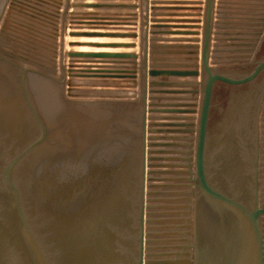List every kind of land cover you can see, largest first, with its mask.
I'll list each match as a JSON object with an SVG mask.
<instances>
[{"label":"water","instance_id":"water-1","mask_svg":"<svg viewBox=\"0 0 264 264\" xmlns=\"http://www.w3.org/2000/svg\"><path fill=\"white\" fill-rule=\"evenodd\" d=\"M214 1L205 0L202 25L193 264H264V205L258 204L264 33L250 62L210 66ZM6 3L0 0V18ZM68 7L65 0L59 78L0 56V264H147L145 56L149 44L145 46V37L199 31L179 29L181 25L146 30V0H139V32L71 30L69 35L79 38H139V56L70 52L113 62L133 59L135 63L139 57V97L66 96ZM163 20L168 19H152L155 27L165 26L158 23ZM70 44L137 46L134 42ZM127 72L116 76L132 78L128 85L135 86L137 75Z\"/></svg>","mask_w":264,"mask_h":264},{"label":"rangeland","instance_id":"rangeland-1","mask_svg":"<svg viewBox=\"0 0 264 264\" xmlns=\"http://www.w3.org/2000/svg\"><path fill=\"white\" fill-rule=\"evenodd\" d=\"M28 1L31 3L28 4ZM60 2L63 4L56 6L34 0H7L0 18V56L59 78L65 5L64 1ZM204 2L202 0L201 5H196V14L191 17L193 21L181 23L191 24L190 26L178 27L197 30L198 34L149 33V38L145 37V46L149 44L145 56V96L148 103L145 152L147 264H193V232L188 237H183L182 234L190 233L193 219L190 207L194 201L195 141L192 137L197 128L200 101ZM152 12L151 8L146 9V30L176 29L177 26L174 25L180 24L172 21V16H168L164 18L168 20L158 22L166 24L165 26L155 27L152 19H163V15L154 16ZM42 14L49 17H45L46 21L42 20L41 23L38 16ZM125 21L130 23H120ZM119 25L128 27L121 28L122 30L112 28ZM135 27L139 28V20L111 17L104 11H78L69 5L65 41V95L138 98L139 57L135 63L132 62L133 59H118L115 63L110 58L72 56L70 52L83 51V47L89 46L71 45L70 42L80 41L81 38L69 35L71 30L131 31L136 30ZM263 33L264 0H215L209 65L250 62ZM109 39L136 43L137 46L133 48L114 50H127L139 56V38ZM187 39L194 46L193 52L182 46ZM107 69L124 71L123 73H128V70L134 72L138 85L121 84L120 78L105 74ZM148 71L157 73H147ZM189 115L193 116L192 133L186 132V120L181 118ZM187 135L192 140H188ZM189 143H192L191 146ZM192 149V153L187 155L186 152ZM185 187L191 191L188 197L183 195ZM258 204L264 205V98L258 116ZM263 220L264 216L261 218L264 235ZM184 239L186 243L180 244ZM180 247L187 249L185 259L175 256L180 255Z\"/></svg>","mask_w":264,"mask_h":264},{"label":"crops","instance_id":"crops-1","mask_svg":"<svg viewBox=\"0 0 264 264\" xmlns=\"http://www.w3.org/2000/svg\"><path fill=\"white\" fill-rule=\"evenodd\" d=\"M52 1V0H48ZM54 1V0H53ZM65 2V0H62ZM73 2H82V3H107L109 7L106 8H89V7H78V11H92L94 13L103 12L110 15L111 17H123L134 19L135 21L139 20V0H69V5ZM202 0H146V9L151 8L152 14L163 15L164 18L172 16V19H185L191 20V17H194L196 14V5H201ZM86 9V10H85ZM134 13H138L137 15ZM134 15V16H133ZM162 19V18H161ZM175 21V20H173ZM178 21V20H177ZM176 25V24H175ZM184 27H188L191 24H179ZM187 25V26H186ZM171 26V25H169ZM115 27V28H114ZM128 26H112V28L117 30H122L121 28H127ZM134 29H139L135 27ZM82 39V40H81ZM80 41H100V42H128V40L119 39H109V38H81ZM84 39V40H83ZM113 40V41H111ZM182 46H185L189 52H193L192 43L189 39L183 42ZM165 48V47H164ZM160 48V50L165 51V49ZM83 51H113V52H127L114 49H105V48H82ZM123 66V65H121Z\"/></svg>","mask_w":264,"mask_h":264},{"label":"bare ground","instance_id":"bare-ground-1","mask_svg":"<svg viewBox=\"0 0 264 264\" xmlns=\"http://www.w3.org/2000/svg\"><path fill=\"white\" fill-rule=\"evenodd\" d=\"M60 1L61 0H52V1H48V0H34V2H40V3H46V4H50V5H56V6H59L60 5ZM26 3V2H25ZM28 4L29 3H31L30 1H28L27 2ZM41 14V13H40ZM40 16V17H39ZM38 16V18H39V20H41V23H42V20H44V21H46V19H45V17H49V16H47V14H42V16L41 15H39ZM86 39V38H85ZM84 42H89V41H84ZM92 42H100V41H92ZM76 47V46H75ZM84 48V47H83ZM85 48H105V49H115V48H111V47H85ZM116 49H119V48H116ZM120 49H125V48H120ZM194 51V50H193ZM60 52V51H59ZM102 52H113V51H102ZM120 52V51H119ZM119 61V60H118ZM115 63H116V61H114ZM111 67H113V66H111ZM124 71H120V70H115V69H107V73H105L107 76H111V77H116V78H119L118 76H116V75H121L122 73H123ZM132 78H127V76L126 77H121L119 80H120V83L121 84H126V85H128L129 83H132V80H131ZM115 80V79H114ZM194 83H196V82H194ZM196 84H198V83H196ZM196 84H194V86H197ZM138 85V82H137V84L135 85V86H137ZM120 89V88H119ZM162 117H164V116H162ZM181 118H184V120H186L185 122H184V125H185V127H186V132H188V133H192V130H193V124H192V119L191 118H193V116H182ZM188 120V121H187ZM179 122V121H178ZM197 127V126H196ZM194 131V130H193ZM196 131H197V128H196ZM196 131L193 133L194 134V137H192V138H194V141H195V146H196ZM189 135H187V138H188V140H192V138H190V137H188ZM176 137V136H175ZM147 138H148V136H147ZM190 144V146H191V144L192 143H189ZM193 144H194V142H193ZM187 148H189L188 146H187ZM194 148V147H193ZM192 151H193V149L192 150H189V151H187L186 152V154L187 155H189V153H192ZM188 160V162H189V158L187 159ZM191 173V172H190ZM191 175V174H190ZM190 190H191V188H190ZM190 193H191V191H189V188L188 187H185V191H183V195L185 196V197H188V196H190ZM191 208H192V211H193V219H192V226H191V229H190V233H188L187 234V232H184L182 235H183V237L184 236H190V234H192V232L194 231V201H193V205H192V207H190V211H191ZM183 215V214H182ZM185 223H188V221H186ZM263 225H264V220H263ZM187 226V225H186ZM188 230H189V227H188ZM178 240H179V238H177ZM182 241V240H181ZM180 241H178V243H179ZM175 243V242H174ZM183 243H186V240L184 239L180 244H183ZM184 246V245H183ZM193 247V246H192ZM180 249H181V252H180V255H175V256H180V257H182V258H186L187 256H186V251H187V249H186V247H183V248H181L180 247ZM179 249V250H180ZM172 250H174V247H172ZM176 250V249H175ZM192 251H193V248H192ZM174 256V255H173ZM174 256V257H175Z\"/></svg>","mask_w":264,"mask_h":264},{"label":"flooded vegetation","instance_id":"flooded-vegetation-1","mask_svg":"<svg viewBox=\"0 0 264 264\" xmlns=\"http://www.w3.org/2000/svg\"><path fill=\"white\" fill-rule=\"evenodd\" d=\"M178 20V21H177ZM176 22H178V23H186V22H191V21H193V20H185V19H181V18H179V19H176L175 20ZM193 26H195V25H193ZM183 28V27H182ZM186 28V27H185ZM184 28V29H185Z\"/></svg>","mask_w":264,"mask_h":264}]
</instances>
